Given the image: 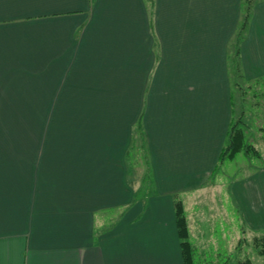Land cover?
<instances>
[{
  "label": "crops",
  "instance_id": "1",
  "mask_svg": "<svg viewBox=\"0 0 264 264\" xmlns=\"http://www.w3.org/2000/svg\"><path fill=\"white\" fill-rule=\"evenodd\" d=\"M240 2L0 0V264H183L175 193L193 245L218 218L231 225L197 195L244 107L230 59ZM239 61L253 141L264 0ZM257 158L230 186L236 243L241 216L264 229V149Z\"/></svg>",
  "mask_w": 264,
  "mask_h": 264
},
{
  "label": "rangeland",
  "instance_id": "2",
  "mask_svg": "<svg viewBox=\"0 0 264 264\" xmlns=\"http://www.w3.org/2000/svg\"><path fill=\"white\" fill-rule=\"evenodd\" d=\"M240 89H241V99L244 100V107H241V113L239 115L235 114L233 116V119L240 120L242 119V122H246L248 124L249 121L253 120V112L256 109L253 105V102L255 101L254 98V86L252 85L250 88H247L248 83L243 81V79L238 80ZM233 91L235 89V84H233L232 87ZM259 91V90H258ZM234 93H236L234 91ZM258 96H260L258 94ZM250 102V103H249ZM252 103V104H251ZM263 104V103H262ZM240 109V108H239ZM264 115V113L262 114ZM263 118V116H262ZM258 120V125H261V123H264V118ZM239 121V122H240ZM264 125V124H263ZM259 134V133H258ZM263 134V133H262ZM264 136V135H263ZM254 139L256 144L258 145H264V137ZM249 142H253L248 140ZM139 142V141H138ZM260 147L263 151L264 146ZM135 149L138 152H141L140 145L136 146ZM131 159V158H130ZM221 161L216 167L215 172L213 173V177L208 181V185H206L203 189H201V193L197 195V197H200V200H203L204 202H208L210 204H214L215 206V212L228 214V222L230 221L231 225H225V223L222 224L221 218H218V220L215 223L221 222L220 225L215 226L217 228V232L214 234L208 232L206 238H209L208 241L199 240L197 243H194V250H195V259L202 264H213L217 261H222L226 258L235 259L237 257H249L252 261L256 262L257 264H263V258L257 253L256 249L251 244V235L252 233L246 232L245 236L243 238L242 243L237 246L236 239L233 234V216L229 217L230 212H233V199L230 195V186H232L235 179L242 178V172L245 171V168L243 164H247L249 166H260L263 164L262 158L257 157H245L243 153H238L233 159H226L224 160V163ZM140 165L138 166V168ZM136 168V165H135ZM152 181L153 178H152ZM147 188L153 189V184L149 182L147 179ZM200 195V196H199ZM192 194L190 195V197ZM222 203L223 206L217 204ZM219 210V211H218ZM241 223H242V216H241ZM245 226L249 227L248 230H251L252 232H256V229L254 227H251L248 225L247 222L244 223ZM214 228V226H207V229ZM263 229V228H260ZM205 238V237H204ZM202 239V238H201Z\"/></svg>",
  "mask_w": 264,
  "mask_h": 264
},
{
  "label": "trees",
  "instance_id": "3",
  "mask_svg": "<svg viewBox=\"0 0 264 264\" xmlns=\"http://www.w3.org/2000/svg\"><path fill=\"white\" fill-rule=\"evenodd\" d=\"M255 0H241V16L233 41L231 44V70L234 75H231L234 80L232 83L235 86L239 85L238 78L241 76L240 61H239V46L240 42L244 36V31L248 25L249 18L252 11V6ZM235 120L231 119L229 128L227 130L225 145L221 149L219 154V163L226 159H233L238 153H243L244 155H249L247 157H258L261 156V151L258 150L254 144L248 141L245 136V129L242 127V119ZM263 161V160H262ZM174 203V214L175 223L177 227V233L179 237L180 249L183 264H202L195 259V250L193 244L188 238V227L187 220L184 213L183 203L179 198L178 194H173ZM244 220L242 218V223H240L239 231L240 237L238 239L237 246H239L246 232L252 233L251 244L256 249L257 253L263 258L264 264V229L256 230L252 232L248 230L249 227L245 226ZM213 264H257L252 261L249 257H237L235 259L226 258L222 261H217Z\"/></svg>",
  "mask_w": 264,
  "mask_h": 264
}]
</instances>
